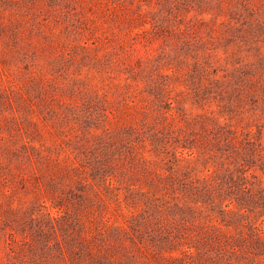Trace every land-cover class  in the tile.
<instances>
[{
    "label": "rangeland",
    "instance_id": "obj_1",
    "mask_svg": "<svg viewBox=\"0 0 264 264\" xmlns=\"http://www.w3.org/2000/svg\"><path fill=\"white\" fill-rule=\"evenodd\" d=\"M0 264H264V0H0Z\"/></svg>",
    "mask_w": 264,
    "mask_h": 264
}]
</instances>
